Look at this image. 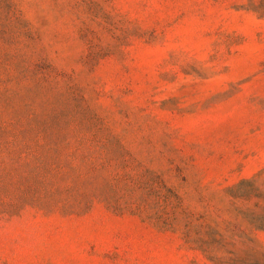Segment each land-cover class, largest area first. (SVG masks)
<instances>
[{"label": "rangeland", "instance_id": "obj_1", "mask_svg": "<svg viewBox=\"0 0 264 264\" xmlns=\"http://www.w3.org/2000/svg\"><path fill=\"white\" fill-rule=\"evenodd\" d=\"M0 264H264V0H0Z\"/></svg>", "mask_w": 264, "mask_h": 264}]
</instances>
